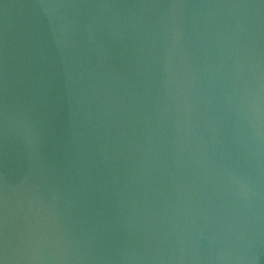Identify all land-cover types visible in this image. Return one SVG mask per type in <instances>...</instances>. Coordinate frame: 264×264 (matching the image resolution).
I'll return each instance as SVG.
<instances>
[{
    "label": "water",
    "instance_id": "95a60500",
    "mask_svg": "<svg viewBox=\"0 0 264 264\" xmlns=\"http://www.w3.org/2000/svg\"><path fill=\"white\" fill-rule=\"evenodd\" d=\"M0 264H264V0H0Z\"/></svg>",
    "mask_w": 264,
    "mask_h": 264
}]
</instances>
